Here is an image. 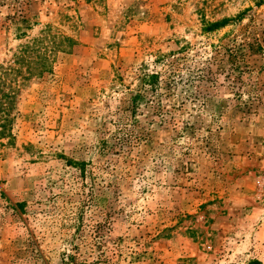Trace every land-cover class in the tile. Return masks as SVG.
<instances>
[{"label": "rangeland", "instance_id": "rangeland-1", "mask_svg": "<svg viewBox=\"0 0 264 264\" xmlns=\"http://www.w3.org/2000/svg\"><path fill=\"white\" fill-rule=\"evenodd\" d=\"M0 100V264H264V0H0Z\"/></svg>", "mask_w": 264, "mask_h": 264}, {"label": "trees", "instance_id": "trees-1", "mask_svg": "<svg viewBox=\"0 0 264 264\" xmlns=\"http://www.w3.org/2000/svg\"><path fill=\"white\" fill-rule=\"evenodd\" d=\"M51 40L52 42L50 48L46 46V39L38 38L34 40L33 47L26 46L22 49L21 56L17 58V62L20 63L25 62L26 59L24 56L26 55V53H28L29 51H34L37 58L36 62L34 63L35 70L37 74L45 73L46 71L49 70V68L52 66V63L54 62V60H51V53L55 54L57 50L65 51L68 49L67 47H69L74 43L73 40H69V39H65V40L63 39L62 43H57L56 41H54L53 38H51ZM47 52L50 53V56H46ZM1 100H0V107L2 108ZM250 264H259V262L254 261L253 263Z\"/></svg>", "mask_w": 264, "mask_h": 264}]
</instances>
